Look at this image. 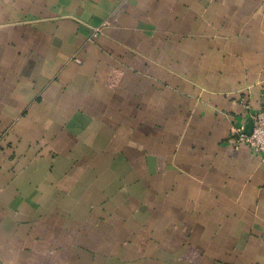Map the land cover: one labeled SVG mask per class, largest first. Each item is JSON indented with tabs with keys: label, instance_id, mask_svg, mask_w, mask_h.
<instances>
[{
	"label": "crops",
	"instance_id": "obj_1",
	"mask_svg": "<svg viewBox=\"0 0 264 264\" xmlns=\"http://www.w3.org/2000/svg\"><path fill=\"white\" fill-rule=\"evenodd\" d=\"M264 0H0V264H264Z\"/></svg>",
	"mask_w": 264,
	"mask_h": 264
},
{
	"label": "built area",
	"instance_id": "obj_2",
	"mask_svg": "<svg viewBox=\"0 0 264 264\" xmlns=\"http://www.w3.org/2000/svg\"><path fill=\"white\" fill-rule=\"evenodd\" d=\"M252 129L249 133L241 129H234L230 140L233 145L245 146L256 152L264 154V110L251 115Z\"/></svg>",
	"mask_w": 264,
	"mask_h": 264
}]
</instances>
